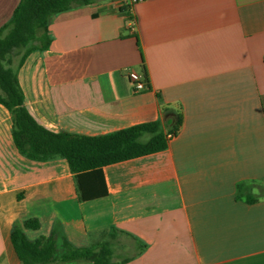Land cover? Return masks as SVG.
Instances as JSON below:
<instances>
[{"label": "crops", "instance_id": "crops-1", "mask_svg": "<svg viewBox=\"0 0 264 264\" xmlns=\"http://www.w3.org/2000/svg\"><path fill=\"white\" fill-rule=\"evenodd\" d=\"M21 1L0 0V29ZM134 20L124 0L54 17L50 49L19 71L25 105L54 133L157 120L167 132L182 116L178 134L165 151L104 167L108 195L81 201L65 159L20 154L0 105V264H21L11 234L29 220L30 240L60 223L77 248L117 229L115 260L146 246L126 264H264V199L237 198L264 184V0H142Z\"/></svg>", "mask_w": 264, "mask_h": 264}, {"label": "trees", "instance_id": "trees-1", "mask_svg": "<svg viewBox=\"0 0 264 264\" xmlns=\"http://www.w3.org/2000/svg\"><path fill=\"white\" fill-rule=\"evenodd\" d=\"M95 1L22 0L11 21L0 29V105L12 115L14 144L21 155L32 161L65 159L75 176L81 201L108 195L104 167L165 151L171 140L168 135L176 136L183 124L182 116H178L167 132L164 123L157 120L108 135L85 136L51 132L31 115L19 81L20 69L31 54L50 49L49 26L54 17ZM16 57L19 61L13 66ZM144 73L148 81L146 69ZM237 198H244L248 204L259 202L264 199V184L240 185ZM37 227L38 222L30 220L13 227L11 240L21 264H126L146 249L140 245L135 255L115 260V240L125 235L117 229L97 246L77 248L68 241L60 223L49 238L30 240L25 229Z\"/></svg>", "mask_w": 264, "mask_h": 264}, {"label": "built area", "instance_id": "built-area-1", "mask_svg": "<svg viewBox=\"0 0 264 264\" xmlns=\"http://www.w3.org/2000/svg\"><path fill=\"white\" fill-rule=\"evenodd\" d=\"M124 1L126 3L127 14L133 16V19L131 20L133 23L132 27L134 28L135 27L134 10H135L136 5L142 0H124ZM128 75H129L131 82L134 85V89L136 93H141L148 89L147 82L143 79V77L140 74H138L135 71H130ZM168 136L170 139L174 138V135L172 134H169Z\"/></svg>", "mask_w": 264, "mask_h": 264}, {"label": "rangeland", "instance_id": "rangeland-1", "mask_svg": "<svg viewBox=\"0 0 264 264\" xmlns=\"http://www.w3.org/2000/svg\"><path fill=\"white\" fill-rule=\"evenodd\" d=\"M14 62H13V66L17 65L18 64V61H19V57H16L13 59ZM85 264H88V263H85Z\"/></svg>", "mask_w": 264, "mask_h": 264}]
</instances>
